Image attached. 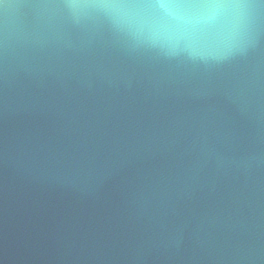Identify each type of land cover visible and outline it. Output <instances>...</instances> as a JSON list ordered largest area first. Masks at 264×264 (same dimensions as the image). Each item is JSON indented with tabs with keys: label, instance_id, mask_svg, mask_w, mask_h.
Listing matches in <instances>:
<instances>
[{
	"label": "water",
	"instance_id": "1",
	"mask_svg": "<svg viewBox=\"0 0 264 264\" xmlns=\"http://www.w3.org/2000/svg\"><path fill=\"white\" fill-rule=\"evenodd\" d=\"M0 0V264H264V0Z\"/></svg>",
	"mask_w": 264,
	"mask_h": 264
},
{
	"label": "snow or ice",
	"instance_id": "2",
	"mask_svg": "<svg viewBox=\"0 0 264 264\" xmlns=\"http://www.w3.org/2000/svg\"><path fill=\"white\" fill-rule=\"evenodd\" d=\"M157 2L163 4L162 0H157ZM221 4L222 0H167L168 6H176L187 9L193 14L208 8L219 7Z\"/></svg>",
	"mask_w": 264,
	"mask_h": 264
}]
</instances>
